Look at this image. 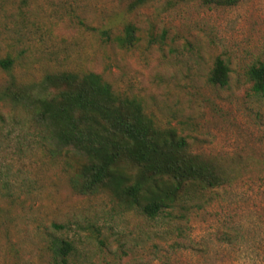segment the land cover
I'll use <instances>...</instances> for the list:
<instances>
[{
    "label": "rangeland",
    "instance_id": "1",
    "mask_svg": "<svg viewBox=\"0 0 264 264\" xmlns=\"http://www.w3.org/2000/svg\"><path fill=\"white\" fill-rule=\"evenodd\" d=\"M130 1L0 0V59L12 60L0 66V92L50 72L96 73L228 181L186 213L176 236L169 215L145 219L108 193H75L79 157L2 100L0 264H59L51 242L61 238L75 248L67 264H264V95L245 75L264 64V0H153L128 10ZM127 23L135 40L121 46ZM217 56L229 67L222 87L206 82Z\"/></svg>",
    "mask_w": 264,
    "mask_h": 264
},
{
    "label": "trees",
    "instance_id": "2",
    "mask_svg": "<svg viewBox=\"0 0 264 264\" xmlns=\"http://www.w3.org/2000/svg\"><path fill=\"white\" fill-rule=\"evenodd\" d=\"M151 1L131 0L127 9ZM208 1L233 6L241 0ZM134 31L131 23L125 24L116 37L118 43L132 45ZM11 62L8 57L0 59V66L8 69ZM245 75L252 92L264 95V64L249 65ZM228 77V64L215 57L206 82L222 87ZM48 87L54 91L47 92ZM2 100L22 105L57 149L79 157L69 178L75 193H108L118 206L135 210L145 219L169 215L167 225L176 236H180V221L186 213L203 207L209 193L228 181L219 165L188 151L185 138L175 129L157 126L138 99L116 94L96 73L50 72L25 85L11 80L0 92ZM51 244L59 264H67L70 256H76L70 240L54 239Z\"/></svg>",
    "mask_w": 264,
    "mask_h": 264
}]
</instances>
